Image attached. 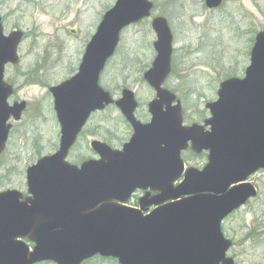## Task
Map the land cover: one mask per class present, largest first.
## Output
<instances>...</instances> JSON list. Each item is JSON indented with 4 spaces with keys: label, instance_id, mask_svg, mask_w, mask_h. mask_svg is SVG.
Wrapping results in <instances>:
<instances>
[{
    "label": "water",
    "instance_id": "obj_1",
    "mask_svg": "<svg viewBox=\"0 0 264 264\" xmlns=\"http://www.w3.org/2000/svg\"><path fill=\"white\" fill-rule=\"evenodd\" d=\"M220 3L204 0L208 9ZM152 7L148 0H116L77 74L49 89L59 148L27 168L28 197L0 192V264H82L95 256L119 264H234L226 257L232 244L223 237L221 222L256 197L246 180L264 169V32L255 37L245 77L220 84L217 101L208 106L212 133L204 134L202 126H183L180 102L162 88L171 70L172 34L164 18L153 19L155 56L143 78L156 96L144 125L134 117L132 92L123 90L114 102L98 80L120 32L149 18ZM21 37L20 32L4 37L0 22V154L9 120L19 121L25 109L24 102L8 104L12 88L3 81L4 66L17 63ZM111 104L132 127L129 142L120 151L92 142L99 160L68 164V151L89 115ZM189 144L197 154L209 151L202 170H185L180 155ZM147 189L157 194L146 193L140 207L165 205L148 216L123 206L136 190Z\"/></svg>",
    "mask_w": 264,
    "mask_h": 264
},
{
    "label": "rangeland",
    "instance_id": "obj_2",
    "mask_svg": "<svg viewBox=\"0 0 264 264\" xmlns=\"http://www.w3.org/2000/svg\"><path fill=\"white\" fill-rule=\"evenodd\" d=\"M115 1L0 0L3 13L8 14L9 9L8 27L28 35L19 52L22 74L14 77L16 93L8 99L9 105L22 101L26 107L19 121L9 122L11 131L0 155V191L13 189L26 195V169L56 151L59 126L48 88L72 76L84 44ZM148 1L153 4L150 18L121 33L100 85L114 99L123 88L133 91L139 103L136 117L142 122L147 120L146 105L154 93L143 82L142 74L154 58L151 19L162 16L174 39L172 75L165 88L181 101L185 121L193 122L204 116V105L215 96L221 81L243 76L254 37L264 31V0H222L216 10H208L203 0ZM32 66L34 79H23V71L28 72ZM131 133L130 126L111 106L91 119L67 160L79 165L91 157L89 143L93 139L119 149ZM183 158L196 168L205 163L201 157L189 154ZM248 181L255 185L257 197L222 225V233L232 241L228 256L236 264H264V171ZM138 197L141 195L134 196V204ZM84 264L117 263L96 257Z\"/></svg>",
    "mask_w": 264,
    "mask_h": 264
},
{
    "label": "flooded vegetation",
    "instance_id": "obj_3",
    "mask_svg": "<svg viewBox=\"0 0 264 264\" xmlns=\"http://www.w3.org/2000/svg\"><path fill=\"white\" fill-rule=\"evenodd\" d=\"M221 5H222V4H221ZM221 5H220L218 8H216V9H219V8L221 7ZM2 8H3V5L0 3V22H1V25H2V34H3L4 37H8V36H10L13 32L18 31V30H20V29L15 28V27H13V26L8 27L9 24L7 23V20L10 19L9 9L7 10V13L9 14V15H8V14H4V13H3V11H2L3 9H2ZM216 9H212V10H216ZM95 31H96V28H95ZM71 33L73 34V32H71ZM93 34H94V33H93ZM71 36H72L73 38H77V35H76V34H73V35H71ZM27 37H28V35L26 34V32L23 31V38H22V41L20 42V44L18 45L17 50H16V55L18 56L17 63H16V64H10V63H8V64H6V65L4 66L3 81L6 82L7 84H9L10 86H12V88H13V96H14L15 93H16V91H15L13 85H12V83H13V79H14L15 76H16V77L18 76L17 78H19V77L21 76V74H22V73H21L22 71H21V72L19 71V68H20V62H21V56H20V54H19V52H20V46H21V44L27 39ZM91 37H92V36H91ZM91 37H90V38H91ZM90 38H89V40H90ZM89 40H88V41L84 44V46H83V51H82L81 56H80V58H79V60H78L76 70H75V72L72 74V76L77 72V69H78L79 64H80V62H81L82 55L84 54V51H85L86 45L88 44ZM253 43H254V41H253ZM30 68H31V66H30ZM172 68H173V56H172V58H171V73H170V75L168 76V78L164 81V83H165V84H164V87H165L167 81L170 79V77H171V75H172ZM33 69H34V66H32V69H29L28 72H24V71H23V79H25V80L28 79V81H29L30 79L33 80V79H34V74H35ZM244 73H245V71H244ZM72 76H71V77H72ZM243 77H244V74H243V76H241V78H243ZM69 78H70V77H69ZM31 80H30V81H31ZM123 89H124V88H123ZM123 89H122V90H123ZM218 89H219V86H218ZM218 89H217V91H216V93H215V96H213V98H211L209 101H207V102L205 103V105H204V108H205L204 116H200L197 120H195V121H193V122H189V123H187V122L185 121V119H184V112L182 111V114H183V123H184L185 125L197 124V125H200V126L203 127V132H204V134H210V133H212V129H213V126H212L213 114H212L211 110L208 108V106L212 105V104L215 103V101L217 100ZM122 90H121V91H122ZM138 109H139V106H138ZM138 109H137V110H138ZM137 110H136V111H137ZM136 111H135V117H136ZM96 114H98V112H94V113H92V114L90 115V117L88 118V121H87L86 125L82 128L80 134L78 135V137H77V139H76V142L74 143V145H73L72 148L70 149V151H69V153H68V156L70 155V153H72V152L77 148V146H78V142H79V139H80V137H81V135H82V132L85 130V128L87 127V125L91 122V119H92ZM147 114H148V113H147ZM136 118H137V117H136ZM137 119H138V118H137ZM149 120H150V116L147 115V120L144 121L143 123L146 124ZM138 121L142 122V121L139 120V119H138ZM206 122L208 123L207 125H206ZM92 141H94V139L91 140L90 143H89V150H91V148H90V144L92 143ZM90 153H91L92 156H91V157H86L82 162H84V161H86V160H90V159H97V155H96L95 153H93L92 150H91ZM184 154H189V156H192V157H195V158L201 157L202 159L205 160V163H204L201 167H197V169H202V168L204 167V165L206 164V162L208 161V157H209V151H208V150L202 151V152H200L199 154H197V153L191 151L190 148H188L185 152L182 153V157H183ZM67 159H68V157H67ZM184 160H185V159H184ZM82 162H81V163H82ZM81 163H80V164H81ZM72 164L78 166V163H72ZM80 164H79V165H80ZM185 164H186V167L189 166V162H188V160H186V163H185ZM195 168H196V167H195ZM263 171H264V169L259 170V171H257L254 175H256L257 173L263 172ZM254 175H253V176H254ZM147 193H149L151 197L157 194V192H153V191H151V192H148V191H147ZM136 194L143 195V192L140 191V190H137V191L135 192V195H136ZM149 199H150V198H149ZM164 205H165V204H158V205L149 204V205H144L143 208L140 207L139 205H137V206H133V207H131V208H133L134 210H140L141 213H142V216H148V215H150L152 212H154L155 210H157V209L163 207ZM246 205H247V203H246L242 208H240V209H238V210L232 212L227 218H225V220L223 221L222 225H223L227 220H229L230 218H232V217H233V216H234L239 210H241V209H243L244 207H246ZM228 253H229V252H228Z\"/></svg>",
    "mask_w": 264,
    "mask_h": 264
}]
</instances>
